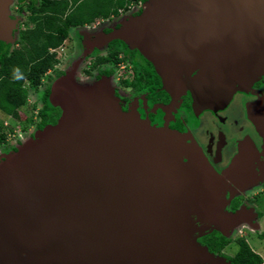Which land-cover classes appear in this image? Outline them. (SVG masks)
I'll return each mask as SVG.
<instances>
[{"label":"water","instance_id":"obj_1","mask_svg":"<svg viewBox=\"0 0 264 264\" xmlns=\"http://www.w3.org/2000/svg\"><path fill=\"white\" fill-rule=\"evenodd\" d=\"M206 7L218 8L235 34L259 21L264 24V0H199L195 11ZM237 14L242 17L236 22ZM149 15L126 23L107 39L132 43L158 66L160 59L152 54L161 36L148 33L137 40L128 32L129 26L151 23ZM2 17L0 34L6 35ZM208 22L202 30L191 28L189 35L218 24ZM254 53L250 63L257 66L251 70L263 71L264 48ZM243 54L252 55L249 50ZM77 76L67 71L51 82L47 104L61 110L56 124L0 161V264L206 262L202 250L208 248L197 241L206 233L197 230L214 218L216 223L241 221L240 211L227 216L217 208L213 195L225 176L230 179L231 169L223 177L186 135L124 112L106 78L77 82ZM238 157L231 166L240 168ZM203 207L205 215L196 212Z\"/></svg>","mask_w":264,"mask_h":264},{"label":"flooded vegetation","instance_id":"obj_2","mask_svg":"<svg viewBox=\"0 0 264 264\" xmlns=\"http://www.w3.org/2000/svg\"><path fill=\"white\" fill-rule=\"evenodd\" d=\"M56 1L66 4L61 18L62 23L65 24L66 18L72 13L79 14L78 12L83 4L94 2V0H0V14L3 16L2 27L3 30L8 31V35L0 34V42L7 46L9 52L13 51V49L21 48L23 44L22 33L34 30L38 22L44 21L46 12L44 7L47 8ZM163 2H165V5L162 7L159 2H154V0H124V4L116 10H112L108 16L98 15L89 22L86 21L74 25L68 24L67 36L62 44L55 49H51L55 53L59 49L64 52L60 63L55 67L58 68L60 66V69L56 68V70L62 72L61 75H63L64 72L69 71L67 68L73 64L75 57H78L79 53L85 49H88V51L92 49L91 55L96 56L93 62L88 61L90 67H87L88 69L84 73L86 80L89 77L97 80L103 77L107 79L110 77L116 78L117 74L114 71L116 69L114 66H120L123 63L122 60L126 59L128 62H132L130 78H124L119 80V84L117 83L118 87L124 89L123 96L119 94L120 91H117L121 109L124 112H130V107L135 105L137 114L143 120L150 122L151 125L186 135L189 142L193 140L197 143L208 163L223 177L224 171L229 169L228 167L232 165L231 163L235 157H246L245 152L240 148L243 143H250L256 148L249 154L254 167L252 169L249 168L250 164L248 165L244 160H241L239 169H242L241 172L247 174L246 179L250 180L251 178L252 180L258 176L259 179L263 180H260L256 185L244 184L240 187L225 176V180L221 184L227 189V194L225 199L218 203L217 208H222L221 210L228 214L240 211L239 217L241 222H244L242 228L237 231L233 230L232 234L228 231L227 233L231 235L230 237H225L221 234L218 225L221 224L222 227L228 229L230 223H226L224 220L222 223L216 224H211L212 222H210L206 226L208 228L203 231L206 234L197 239L208 247L209 252L215 258L221 257L220 259H222L223 257L222 261L224 264H234L232 258L237 253L239 240H244L248 244L246 240L248 237L259 242V245L264 246V243H261L264 242V238L261 236L264 230L261 229V224L256 221L262 217L261 212L264 208V74L257 73L252 80V84H247L251 83L246 80V76L250 75L251 72L245 75L243 74L244 69L249 70L250 67L254 68L257 65H252L250 60L247 59L245 63L249 64L250 67L248 66V69V67H244V63L237 65L235 61H233L234 63H229L228 59L225 60L222 63L223 65H220L221 68L228 64L234 65L236 70L242 73L244 80L242 89L235 86V96L226 104L224 109L197 108L195 106L196 97L193 96L190 90V84L185 86L184 94L168 89L163 72L159 73L155 62L146 57L143 52L141 53V49L134 48L132 43L129 44L118 38L111 40L106 38L108 34L123 28L132 19L142 15L145 17L150 14L151 24H158V21L165 19L163 18L166 17L163 16L165 15L164 13L167 15L171 12H178L180 9H185L184 5H188V7L190 6L191 9L195 10L199 0H172L170 2L164 0ZM168 7H173V9H170V12H163ZM61 27L63 28L64 24ZM82 29H85V31ZM170 37H172V40L176 39L174 35ZM101 39L106 43L103 46L104 55L95 54L98 51L96 47L101 44L98 41H101ZM151 40L150 37L147 38L145 44L150 43ZM159 41L160 39H156L154 44H158ZM12 45L13 47H11ZM110 52H117L118 61L116 63L113 60L103 63L97 60L107 56ZM250 56L252 57L251 54ZM110 69L111 72L109 71L106 74V71ZM137 72L140 77L135 82L134 78ZM50 74L52 77H57L53 71ZM126 82L129 84H126ZM136 83H138L137 87L135 86ZM47 87L49 88V95L50 87L49 85ZM47 87L44 86L43 90L38 94L42 105L45 102L43 99ZM253 108L257 110V115L253 114ZM56 114L57 112H55V116ZM56 122H48L47 124L54 125ZM47 124H43L41 127L31 124L26 130L20 129L19 134L12 140L14 143H11V141L0 143V159L4 154L15 151L16 147L23 141L22 138L30 137L32 129L33 131L35 129L36 132ZM220 133L225 138L222 149L219 151L215 146L213 150L209 149V141L212 140L217 145ZM213 190V195L215 196L217 193L216 187ZM215 227H218V229ZM221 237L229 241L220 251L209 247L205 241H214Z\"/></svg>","mask_w":264,"mask_h":264},{"label":"rangeland","instance_id":"obj_3","mask_svg":"<svg viewBox=\"0 0 264 264\" xmlns=\"http://www.w3.org/2000/svg\"><path fill=\"white\" fill-rule=\"evenodd\" d=\"M157 1L160 3V5L163 7L165 5V2L162 0H154V2ZM169 2L172 0H168ZM163 2V4H161ZM185 9H182V13L184 14H167L165 19H161L158 21V24H151L148 23L143 27H131L129 26L128 32L131 33L133 39L139 40L144 35L150 33L154 36H157L158 34L161 36V39L157 45V50L154 51V54H152L154 57H157L160 59V62L158 63V71L163 72V77L166 79V86L168 89L175 91L179 94H184L185 92V86L190 84L191 92L193 96H195V106L199 109H224L226 104L235 96L236 93V87L243 88V75L239 71L236 70V67L232 64H228L225 67L221 68L220 65H223L225 60L228 59L229 63H234L233 61L237 62V65L239 63H244L247 59L253 60L254 57H256V52L259 48H264V24L263 22L258 23L255 27H248L247 31H238L236 34L234 33V30H231L230 27V20H225V18L221 17L220 14L221 11L218 10V8H202L205 9V12H196L195 10L191 9L190 6L184 5ZM173 9V7H168L164 9L163 12H170ZM82 11V9H81ZM258 11L256 8L255 12ZM215 12L219 14L220 17L215 16ZM226 13V12H225ZM226 16L229 19L228 13ZM236 17V22L241 20L242 15H234ZM164 18V17H163ZM245 18V17H244ZM209 19H215L218 24H213V29L210 31H203L198 32L197 35L191 36L189 35V32L191 28H198L199 26L203 24L209 25L208 21ZM227 19V18H226ZM264 20V17H262ZM136 22L135 19H132L129 21V23ZM233 23V21H232ZM170 24V25H169ZM172 25V31L170 29V26ZM233 25V24H232ZM136 26V25H135ZM156 26H158L156 28ZM234 28L237 27L233 25ZM233 28V27H232ZM85 31V29H82ZM199 30H202V27L199 28ZM170 32L173 33L174 37H176L175 40H172V37H170ZM128 33V34H129ZM238 33V34H237ZM232 34H235V37L232 38ZM107 38V36H106ZM237 38V40H233ZM99 44L96 49H98L95 54L98 55H104L105 50L103 49V46L106 45L104 41H98ZM144 42L143 40L140 42L141 44ZM104 43V44H103ZM103 44V45H102ZM254 46V47H253ZM13 47V45L11 46ZM10 47V48H11ZM133 48V47H132ZM135 48V47H134ZM139 50V49H138ZM142 50V49H141ZM243 50H249L252 53V57H245L243 54ZM92 49L88 51V49H85L84 51L80 52L78 57H75V60L73 61V64L67 68L69 71H74L75 74H77L76 81L81 82L83 80L85 81H98L97 79L90 78L86 80L85 78V71L90 67L88 64V61L93 62L95 60L94 55H91ZM59 53V54H58ZM64 52L59 49L57 51L60 63V59ZM142 53V51H141ZM153 57V58H154ZM78 59V60H77ZM158 59V60H159ZM123 63L118 66H114L116 69L114 70L117 74V77L113 78H106L108 80V84L110 88L112 89L113 95L118 99L119 95L117 94V91H120V95L123 96L124 89L118 87L119 80L130 78V69L132 67V62H128L126 60H122ZM153 61V60H152ZM56 64V66H57ZM87 65V66H86ZM88 67V68H87ZM57 68V67H55ZM60 69V66L57 68ZM249 69V67H248ZM250 69H252L250 67ZM246 70L244 69L245 75H248L250 72V75L246 76L247 84H252V80L254 79V76L257 75V73L264 74V70ZM89 71V70H88ZM95 73V72H94ZM65 74V72L63 73ZM166 74V75H164ZM162 75V74H161ZM55 77L53 76L50 80L44 79L43 84L41 85L38 93H29L27 105L20 109L21 116H28L29 114H34L39 111V109L42 107V102L40 103V97L38 98L39 92H41L44 88V86H51L52 80H54ZM118 80V81H117ZM245 80V81H246ZM118 83V84H117ZM90 86V85H89ZM35 103V107L31 108V105ZM119 103V100H118ZM120 105V104H119ZM121 107V106H120ZM55 109V107H52ZM131 111L133 113L137 114L136 106L133 105L130 107ZM200 111V110H199ZM257 110L255 108L252 109L253 114L257 115ZM61 112V110H60ZM255 112V113H254ZM19 113V114H20ZM54 114V112H52ZM259 114V112H258ZM55 115V114H54ZM61 115V113H60ZM255 115V116H256ZM60 117V116H59ZM58 117V119H59ZM140 117V116H139ZM141 118V117H140ZM142 119V118H141ZM143 120V119H142ZM48 121L45 123L47 124ZM33 125V124H32ZM52 125V124H47ZM10 127L12 130L15 129V132L8 134V142H12L14 136L18 135V131L20 130V124L19 120L11 117H7L3 112L0 111V131H7V128ZM45 127V126H44ZM43 127V128H44ZM41 129H38V131L35 132V129L33 131L32 129V135L27 138H22L24 142L31 141L32 139L35 140V135L40 132ZM9 129V128H8ZM14 135V136H13ZM24 137V136H22ZM7 143V142H6ZM23 142H21L19 145H21ZM225 138L223 134H219V138L217 141V145L214 141H209L208 148L212 149L214 146L217 150H221L222 146H224ZM248 144V145H247ZM243 143L240 148L243 152H245L246 157L245 158H239L240 162L241 160H244L246 164H250V167H254V163L252 162L251 158L249 157V154L253 149L256 150V148L251 145L250 143ZM18 145V146H19ZM8 154V153H6ZM0 159L3 160L4 156ZM231 164H234V161H232ZM231 169V171H228L229 169L225 170L224 173H228V176L237 186H242L244 184L248 185H256L260 180L258 176L254 177V179L250 180L246 179V175L243 172L239 171V165L237 168L235 166L228 167ZM191 176H195V173H191ZM252 183H251V182ZM256 181V182H255ZM192 182V179H191ZM189 188L194 187V185L191 183L188 186ZM216 191H219L216 193V196L218 198H215V203H220L219 199L224 200L227 194V189L222 185L216 186ZM199 210V211H198ZM203 210V211H201ZM206 214L205 207L201 209H196V212ZM258 211V210H257ZM261 212V211H259ZM226 213V212H224ZM262 217L258 221L261 224V229L264 230V208L261 212ZM227 216L231 215L230 213H226ZM204 219V217H203ZM206 222H209L208 220H205ZM211 224H216V218H214V221ZM244 222H234L230 223L228 229L225 227H222L220 224V232L225 237H230L233 230H238L242 228ZM208 226V225H207ZM208 227H202L197 230L198 234L202 233L205 229ZM260 229V228H259ZM229 231V233H227ZM252 233V232H251ZM185 236V230L180 236V239L184 238ZM201 237V236H200ZM198 239V238H197ZM255 239V237H254ZM248 245L257 253H259L263 258V264H264V246L259 245V242H256L252 238H246ZM200 245H203L200 241H198ZM264 243V242H261ZM203 255L206 258V262H198L194 261L192 264H216L217 261L216 258L208 251L202 250ZM221 258V257H220ZM223 259V257H222Z\"/></svg>","mask_w":264,"mask_h":264},{"label":"trees","instance_id":"obj_4","mask_svg":"<svg viewBox=\"0 0 264 264\" xmlns=\"http://www.w3.org/2000/svg\"><path fill=\"white\" fill-rule=\"evenodd\" d=\"M86 2V1H85ZM124 4V0H94L86 2L80 7L79 14H71L61 21L65 3L56 1L47 8L44 7V21L37 23L34 30L22 33L23 44L19 49L9 52L5 44L0 42V111L7 117L19 120L20 129L26 130L31 124L38 127L48 122H56L60 109H54L47 104L49 88L44 93L45 102L36 115L29 114L21 116L20 109L27 105L29 93H37L44 82L50 80L51 71L56 76L62 74L55 66L59 62L57 53L51 51L59 47L67 36V26L76 23L89 22L95 16H108L112 10H116ZM82 9V11H81ZM62 24L64 27L62 28ZM69 24V25H68ZM100 62L117 60V52L109 53L107 56L97 59ZM16 70V71H14ZM111 69L106 71V74ZM140 74L135 76V82ZM126 84H129L126 82ZM135 85V84H134ZM138 86V83L135 85ZM35 103L31 108L35 107ZM57 112L56 116L52 113ZM20 113V114H19ZM9 128V129H8ZM7 128V131H0V143H6L8 134L15 132V129ZM264 238V232L261 235ZM209 247L220 251L227 243L228 239L221 237L217 240L207 241ZM234 264H262L263 258L255 252L244 240L238 241V250L232 258Z\"/></svg>","mask_w":264,"mask_h":264},{"label":"clouds","instance_id":"obj_5","mask_svg":"<svg viewBox=\"0 0 264 264\" xmlns=\"http://www.w3.org/2000/svg\"><path fill=\"white\" fill-rule=\"evenodd\" d=\"M14 71H16V70H14ZM57 77H58V76H57ZM57 108H58V107H57ZM19 131H20V130H19ZM19 131H18V132H19ZM18 134H19V133H18ZM13 136H14V135H13ZM15 137H16V136H14V138H15ZM22 142H23V141H22ZM203 236H204V235H203ZM197 241H198V240H197ZM204 246H206V245H204ZM206 247H207V246H206ZM207 248H208V247H207ZM208 250H209V249H208Z\"/></svg>","mask_w":264,"mask_h":264}]
</instances>
